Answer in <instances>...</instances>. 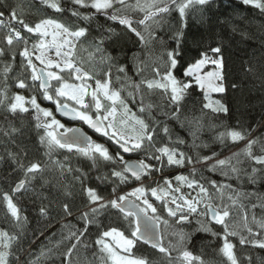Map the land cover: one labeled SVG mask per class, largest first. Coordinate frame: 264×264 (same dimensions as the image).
<instances>
[{
  "label": "trees",
  "instance_id": "trees-1",
  "mask_svg": "<svg viewBox=\"0 0 264 264\" xmlns=\"http://www.w3.org/2000/svg\"><path fill=\"white\" fill-rule=\"evenodd\" d=\"M145 2L140 0L141 5ZM45 3L0 0V12L4 13L0 19L6 25L0 26V49L4 50L0 54V230L15 237L11 247L4 249L9 253V264H111L105 261V254L96 240L100 232L109 226L129 235L128 221L118 210L109 208L97 216L102 227L90 225L78 242L71 234L83 230L80 214L89 210L85 189L95 188L107 201L141 182L147 188L155 181L162 183L165 177L177 182L173 176L178 174L204 184L216 197L215 203H221L222 195V202L230 206L228 231L236 234L229 235L228 239L234 245L232 251L236 264H264V247L252 242L264 241V170L246 151L251 140L255 141L252 153L264 155V13L243 4L242 0H210L208 5L192 4L183 19L172 7L168 13L157 15L145 25H140L137 22L144 19L145 12L135 7L137 0H125V5L116 3L107 14L97 13L91 7L76 6L72 0H59L64 9L62 12H56ZM116 9L121 10L119 15L133 21L132 26L144 35L146 43H142L126 26L108 18ZM13 10L17 20H23L32 27L47 18L73 30L78 26L87 27L86 37L76 42L78 65L101 81L107 78L105 74L110 71L111 86L121 91L131 111L144 118L150 127L156 128L155 147L167 145L175 148L190 157L191 163L186 159L183 166H168L164 157L162 170L152 171L142 181L129 180L122 184L111 176L113 168L120 170L118 163L102 159L94 162L75 149L71 152L61 148L49 151L47 145L40 141L44 129L36 126V110L27 103V112L9 111L12 98L16 94H24L36 96L39 104L47 105L55 112L54 103L43 100L39 81L35 84L31 81L32 71L26 67L27 60L20 55L25 47L24 41H14L11 46L5 41L9 28L19 30L27 45L35 38L11 18ZM73 10L81 15L73 16ZM85 15L91 19L84 20ZM181 31V64L174 74L185 79L183 69L188 64L200 58V53L219 47L224 60L226 92L215 93L213 98L228 107L227 114L204 108L208 101L204 99L203 90L193 86L181 101L180 111L174 118L172 113L176 106L170 103L163 90L149 89L143 83L159 79L154 72L156 68L163 74L166 52L176 48L175 38ZM97 47L101 51L97 52ZM102 57H111V60ZM120 66H124L125 72L118 71ZM21 79L28 87H17ZM233 84L237 87L233 88ZM129 93L133 95L129 96ZM141 101L145 106L152 105L150 116L147 111H139ZM165 125L169 129L167 134L163 132ZM232 129L241 131L244 139L233 142L230 138H221V133ZM99 138L92 140L103 144L111 154L120 151L107 137L100 134ZM138 153H131L130 156L137 157ZM140 153L147 155L144 151ZM204 157L211 159L204 160ZM126 158L124 156V160ZM218 160H225L226 163L218 165ZM147 162L157 168L159 166L155 160ZM31 163H39L42 170L26 176L24 168ZM213 165L216 167L213 168ZM253 168L258 172L253 173ZM97 177L106 179L98 180ZM21 180L27 183L19 191H14ZM210 181L229 187L217 193ZM113 188H116L115 193ZM5 193L11 196L20 210L19 222L7 208L3 198ZM152 203L159 216L168 222L167 225L160 223L159 227L161 243L170 250L171 259L143 241L137 242L133 248L134 257L145 258L148 264H181L177 257L187 249L203 264H232L220 251L224 243L222 225L214 222L210 225L212 232L217 233L213 236L211 232L198 230L197 220L205 218L193 214L188 221L178 223L179 215L170 217L163 202ZM64 204L69 205L71 215L63 211ZM41 207L47 210L45 215L40 213ZM181 234L185 236L183 241L180 240ZM241 238L244 243H241ZM73 245L76 247L68 255Z\"/></svg>",
  "mask_w": 264,
  "mask_h": 264
},
{
  "label": "snow or ice",
  "instance_id": "snow-or-ice-1",
  "mask_svg": "<svg viewBox=\"0 0 264 264\" xmlns=\"http://www.w3.org/2000/svg\"><path fill=\"white\" fill-rule=\"evenodd\" d=\"M45 2L56 12H62L64 10L61 8L59 0H45ZM72 3L82 8L91 7L97 13L107 14V11L113 9L116 3L125 5V0H72ZM194 3L203 6L208 5L210 0H150V2L146 0L143 5H141L140 0H137L135 7L145 12L144 19L139 20L137 23L145 25L148 20L155 16L168 13L172 7L178 11L181 19H183L186 10ZM242 3L264 13V0H242ZM120 11V9H116L108 18L126 26L142 43H146L144 35L132 26L133 21L127 16L119 15ZM3 15L4 13L0 12V18ZM72 15L79 17L81 14L79 11L73 10ZM10 16L13 20L20 23L28 33H37L41 37L39 44H33L32 52L27 47V40L15 28H9L8 34L5 36V41L9 46L14 41H24L25 47L20 55L27 60L26 67L32 69L31 81L34 84L39 81V89L43 98L53 102L56 105V111L61 116L83 122L95 132L113 141L123 153H138L144 151L147 155L144 159L138 161L124 160L121 151H117L113 155L107 147L93 141L82 129L65 128L64 124L55 117L51 109L42 108L37 103L36 96L26 99L24 96L16 94L8 106L9 111L16 112L19 110L27 112L28 108L25 107V104H30L37 113V128L44 129V135L40 137V141L42 144L47 145L49 151L54 148H61L71 152L75 149L78 153L89 157L94 162L97 159H102L104 161L118 163L121 166L120 170L113 168L111 176L119 180L122 184L127 183L129 180L142 181V178L150 176L152 171L162 170L164 157L167 159L168 166H183L186 159L191 163L190 157H186L183 152H178L175 148H170L167 145L158 148L155 147L154 137L156 128L150 127L144 118L131 111L125 98L121 96V91L111 86L110 71L105 74L107 77L105 80L101 81L97 79L95 81V88L89 92L91 85L87 81L93 77L89 72L78 66L75 56L76 42L80 38L86 37L88 32L87 27L78 26L73 30L71 27L53 19L41 20L32 27L23 20H17L14 10L10 13ZM83 19L89 20L91 17L85 15ZM0 26H6L2 19H0ZM48 36H51L50 42L44 40ZM182 36L183 32H178L175 38L176 48L166 52L167 60L163 74L160 73L159 68L154 69L159 79L143 81V83H146L149 89L158 88L163 90L168 96L170 103L176 106L175 112L172 113L174 118L180 111L179 106L181 101L193 86L203 90L205 101H209L204 104V108L211 109L214 113L222 112L227 114L229 109L225 104L220 100H210L211 93L222 94L226 92L224 83V60L221 55V49L215 47L200 53L199 59H196L194 63L188 64L183 69L185 79H180L174 72L181 64V53L179 49ZM50 50H54L55 56L58 59L53 60L46 56V53ZM3 51V49H0V54ZM96 51L99 52L101 50L97 47ZM37 52L39 54H36ZM33 55L41 65H44V68H41L39 71L33 63ZM102 59L111 60V57H102ZM207 65H211L213 70L204 71ZM49 69H56V71ZM118 71L125 72L124 66H120ZM248 71H252V69H248ZM65 72L74 80L80 81V83H69L61 75V73ZM52 81H56L59 86L53 88ZM17 87L24 89L28 85L21 79L17 82ZM135 87L138 88L139 85ZM232 87L236 88L237 85L233 84ZM132 95V93H129V96ZM88 96L91 99L89 102H86L85 97ZM68 101L73 103H69ZM151 108L152 105L145 106L141 101L139 111L141 113L147 111L150 116ZM61 129L63 131H59ZM168 131L169 129L165 125L163 132L167 134ZM220 136L222 139L230 138L233 142L244 139V134L234 129L227 130L221 133ZM254 143L255 141L251 140L248 142L246 148L247 154L257 164L262 166L261 170H264V155H254L251 151ZM203 159L210 160L211 157H204ZM147 160H155L161 167L157 168L155 165L147 163ZM225 163V160L217 161L218 165H224ZM21 167L24 168L23 165ZM215 167L216 165H213V168ZM41 170L39 163H31L24 168L26 176L34 175ZM233 171H236V169L233 168ZM252 172L257 173L258 170L253 168ZM97 179L103 180L106 177H97ZM175 180L178 185H187L190 189L196 188L198 192L195 196H191L190 193L184 194L181 192L180 186L173 187L172 181L166 177L164 178V187L158 185L157 187L146 188L141 182L140 186L132 188L130 192L107 201L98 194L95 188H86L85 192L88 198L89 210L80 214V219L83 221V230L78 231V233H72L71 235L79 242L80 237L85 235L90 225L102 227L97 221V216L99 213L111 208L118 210L124 219L128 221L129 235L126 236L124 232L111 226L107 227V230L100 232L96 244L100 246L101 252L105 254L106 262L110 261L111 264H148L145 258L133 257L132 250L139 241L150 244L153 248H157L161 253L171 259L170 250L162 245L157 228V225L160 223L167 225L168 222L159 216L157 208L150 202L148 198V193H150L156 200L163 202L164 208L170 217H177L179 215L178 223L188 221L189 216L195 214L198 217L205 218L203 220H197V224L199 225L198 230L211 232L213 236H216L217 233L212 232L210 225L213 222L222 225L224 227V235L222 237L224 243L220 251L232 264H236L232 251L234 245L228 239L229 235L236 234L235 232L230 233L228 231L230 206L222 202V195L220 196L221 203H215L216 197L209 192V189L204 184H201L195 179L190 180L186 176H176ZM26 183V180L19 181L14 191H19ZM209 183L212 188L216 189L217 193L221 189L229 187L227 185H217L215 181H210ZM115 191L116 188H113L114 193ZM177 193L179 195H176ZM3 198L7 202V208L11 216L19 222L21 220L20 210L13 203L11 196L5 193ZM229 199L231 200L232 197L229 196ZM46 211L44 207H41L40 213L42 215H45ZM63 211L67 215H71L68 204L63 205ZM249 232H251V229H249ZM109 238H111L112 243H109ZM13 239L15 237L10 236L8 232L0 230V246L4 249L11 247V241ZM184 239L185 236L181 234L180 240L183 241ZM244 242V239L241 238V243ZM252 242L258 244L260 247H264V241ZM75 247L76 245H73V248L68 250V255L71 254ZM8 256L9 253L7 251H0V264H9ZM177 259L180 260L181 264H196L197 261H199V264H203V261L199 257L194 256L187 249L182 250Z\"/></svg>",
  "mask_w": 264,
  "mask_h": 264
},
{
  "label": "rangeland",
  "instance_id": "rangeland-1",
  "mask_svg": "<svg viewBox=\"0 0 264 264\" xmlns=\"http://www.w3.org/2000/svg\"><path fill=\"white\" fill-rule=\"evenodd\" d=\"M45 4H47V3H45ZM48 5V4H47ZM47 19H49V18H47ZM37 23H39V22H37ZM35 26V25H34ZM33 26V27H34ZM35 38L27 45V47H28V49H29V51L30 52H32V46H33V44H39V42H40V40H41V37H40V35L39 34H37V33H31ZM44 40L46 41V42H50L51 41V36H48V37H45L44 38ZM36 54H39L38 52L36 53ZM46 56L48 57V58H51V59H53V60H56V59H58L56 56H55V52H54V50H50V51H48L47 53H46ZM199 59V58H198ZM26 60V59H25ZM32 60H33V63L35 64V62H36V65H37V67H41V68H44V65H41L40 64V62L38 61V60H36L35 59V56L33 55V57H32ZM194 63V62H193ZM79 66V65H78ZM30 70L32 71V69L30 68ZM49 70H53V71H56V69H49ZM211 70H213V67L211 66V65H207L206 67H205V69H204V71H211ZM61 75H63L64 76V78H65V80H67L69 83H75V84H79L80 83V81H76V80H74L71 76H69L68 75V73H61ZM97 79H94V78H92V79H89L88 81H87V83L89 84V85H91V87L89 88V92L93 89V88H95V81H96ZM51 84H52V87L53 88H55V87H58L59 85L56 83V81H52L51 82ZM215 93H211L210 94V100H212V98H213V95H214ZM20 95H22V96H24L26 99H30L32 96H26V95H24V94H20ZM42 98H43V96H42ZM90 99H91V97L90 96H88V97H85V101L86 102H89L90 101ZM43 100L47 103L48 102V100H45L44 98H43ZM213 100H214V98H213ZM51 102V101H50ZM69 103H73V102H71V101H68ZM209 102V101H208ZM38 103V102H37ZM39 104V103H38ZM55 105V104H54ZM40 106L42 107V108H48V106L47 105H42V104H40ZM56 106V105H55ZM54 106V107H55ZM25 107H29L28 106V104L26 103L25 104ZM49 109V108H48ZM54 111H55V109H54ZM54 115H55V117L58 119V120H60L61 121V123L62 124H64V126H65V128H71V127H73V125H79V126H82V127H84V123L83 122H81V121H77V122H73V123H69L68 125L67 124H65V122L63 121V120H61L57 115H56V113L54 112L53 113ZM59 131H63L62 129L61 130H59ZM91 132V136H92V138H95V137H97L98 139H100L99 138V135H100V133H97V132H92V131H90ZM143 153V152H142ZM141 153L139 152L138 153V156L137 157H132L134 160H136V161H138V160H141V159H144L145 157H146V154L144 155V154H141ZM147 162V161H146ZM147 163H150V162H147ZM152 164V163H151ZM154 165V164H153ZM158 168H160V164H159V166H158ZM176 176H181L180 174H178V175H175V176H173V178L175 179V177ZM168 179V178H167ZM143 183V182H142ZM141 184V183H140ZM161 186V187H164V179H163V181H162V183H159V182H157V181H155V184L153 185V186H151V187H157V186ZM172 185H173V187H177V186H180V188H181V192L182 193H184V194H191V196H195L196 195V193L198 192V189H190V188H188L187 187V185H186V187H184L183 185H178L177 184V182H174V181H172ZM137 186H140V185H136V186H134V187H137ZM143 186L144 187H146L147 188V186L146 185H144V183H143ZM134 187H131V188H129V190L127 191V192H130L131 190H132V188H134ZM126 192V193H127ZM123 194H125V193H121V194H119V195H123ZM176 195H179V193H177ZM148 198H149V200H150V202H154V201H160V200H156V198L155 197H152L151 196V194L150 193H148ZM162 202V201H161ZM109 243H112V241H111V238H109ZM0 251H4V248L2 247V246H0ZM121 254H123V253H121ZM134 257V256H133Z\"/></svg>",
  "mask_w": 264,
  "mask_h": 264
},
{
  "label": "water",
  "instance_id": "water-1",
  "mask_svg": "<svg viewBox=\"0 0 264 264\" xmlns=\"http://www.w3.org/2000/svg\"><path fill=\"white\" fill-rule=\"evenodd\" d=\"M33 2H37V3H44L45 0H31ZM41 69V67H39L38 71ZM55 112H56V115L60 118V119H63L69 123H73V122H77V121H74V120H71L69 117H66V116H61V114L59 112L56 111V106H55ZM71 128H80L82 129V131L89 137H91L92 139V136L90 134V132L88 131H94L93 129H91L88 125H87V129L83 128L82 126H79V125H73V127ZM115 144V143H114ZM121 151V150H120ZM122 152V151H121ZM123 153V152H122ZM131 153H123L124 156H126L127 158L125 159L126 161H136L134 160L131 156H130ZM17 186V185H16ZM16 186L14 187V189L16 188ZM157 228H158V231H159V235H160V227L159 225H157ZM160 238H161V235H160ZM149 246H151L150 244H147ZM152 247V246H151Z\"/></svg>",
  "mask_w": 264,
  "mask_h": 264
},
{
  "label": "flooded vegetation",
  "instance_id": "flooded-vegetation-1",
  "mask_svg": "<svg viewBox=\"0 0 264 264\" xmlns=\"http://www.w3.org/2000/svg\"><path fill=\"white\" fill-rule=\"evenodd\" d=\"M83 128L87 129V125L85 124ZM88 132H90V131H88ZM92 132H94V131H92ZM90 134H91V132H90Z\"/></svg>",
  "mask_w": 264,
  "mask_h": 264
}]
</instances>
